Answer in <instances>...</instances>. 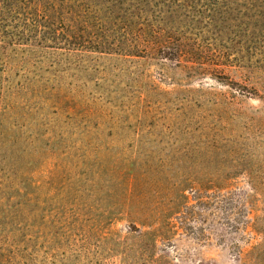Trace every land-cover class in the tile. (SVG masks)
I'll return each instance as SVG.
<instances>
[{
  "label": "rangeland",
  "instance_id": "rangeland-1",
  "mask_svg": "<svg viewBox=\"0 0 264 264\" xmlns=\"http://www.w3.org/2000/svg\"><path fill=\"white\" fill-rule=\"evenodd\" d=\"M24 8L0 28V264H264L244 1Z\"/></svg>",
  "mask_w": 264,
  "mask_h": 264
},
{
  "label": "trees",
  "instance_id": "trees-1",
  "mask_svg": "<svg viewBox=\"0 0 264 264\" xmlns=\"http://www.w3.org/2000/svg\"><path fill=\"white\" fill-rule=\"evenodd\" d=\"M24 1L26 0H0V28L2 26V18H9L15 16L18 18L19 15L23 16L25 11ZM241 1V0H240ZM247 10L251 11V15L247 20V27L254 34L260 28L264 29V0H243ZM33 8L39 10L40 3H35ZM21 11V12H18ZM12 37V36H11ZM9 39V36H5V33L0 31V41Z\"/></svg>",
  "mask_w": 264,
  "mask_h": 264
}]
</instances>
